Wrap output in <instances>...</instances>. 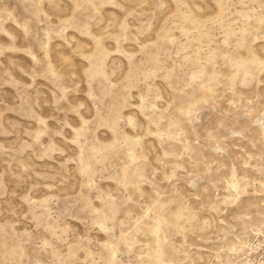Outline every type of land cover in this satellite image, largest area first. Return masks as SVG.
<instances>
[{
	"label": "rangeland",
	"instance_id": "374dc122",
	"mask_svg": "<svg viewBox=\"0 0 264 264\" xmlns=\"http://www.w3.org/2000/svg\"><path fill=\"white\" fill-rule=\"evenodd\" d=\"M0 264H264V0H0Z\"/></svg>",
	"mask_w": 264,
	"mask_h": 264
}]
</instances>
